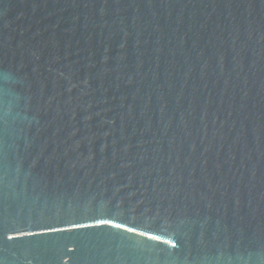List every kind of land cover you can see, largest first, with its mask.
I'll list each match as a JSON object with an SVG mask.
<instances>
[{"label":"water","instance_id":"95a60500","mask_svg":"<svg viewBox=\"0 0 264 264\" xmlns=\"http://www.w3.org/2000/svg\"><path fill=\"white\" fill-rule=\"evenodd\" d=\"M0 264H264V0H0Z\"/></svg>","mask_w":264,"mask_h":264},{"label":"snow or ice","instance_id":"6c2138e0","mask_svg":"<svg viewBox=\"0 0 264 264\" xmlns=\"http://www.w3.org/2000/svg\"><path fill=\"white\" fill-rule=\"evenodd\" d=\"M119 227V226H118Z\"/></svg>","mask_w":264,"mask_h":264}]
</instances>
